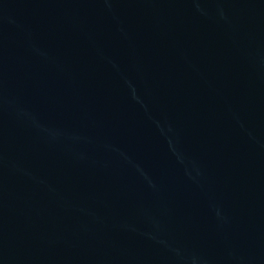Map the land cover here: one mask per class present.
Returning a JSON list of instances; mask_svg holds the SVG:
<instances>
[{"label": "water", "instance_id": "obj_1", "mask_svg": "<svg viewBox=\"0 0 264 264\" xmlns=\"http://www.w3.org/2000/svg\"><path fill=\"white\" fill-rule=\"evenodd\" d=\"M0 264H264V0H0Z\"/></svg>", "mask_w": 264, "mask_h": 264}]
</instances>
